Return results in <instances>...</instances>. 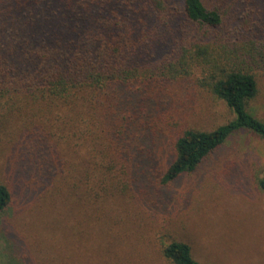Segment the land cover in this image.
Masks as SVG:
<instances>
[{
  "label": "trees",
  "instance_id": "1",
  "mask_svg": "<svg viewBox=\"0 0 264 264\" xmlns=\"http://www.w3.org/2000/svg\"><path fill=\"white\" fill-rule=\"evenodd\" d=\"M259 3L231 0L226 12L221 0H0L4 166L108 222L137 203L127 197L141 173L138 142L156 121L159 89L178 79L211 91L233 116L179 130L156 173L158 191L196 172L241 130L264 140V119L251 105L264 69ZM257 181L264 189V178ZM12 203V188L0 181V214ZM149 217L139 212L151 238L145 247L159 242L171 264H204L187 241L155 239Z\"/></svg>",
  "mask_w": 264,
  "mask_h": 264
},
{
  "label": "rangeland",
  "instance_id": "2",
  "mask_svg": "<svg viewBox=\"0 0 264 264\" xmlns=\"http://www.w3.org/2000/svg\"><path fill=\"white\" fill-rule=\"evenodd\" d=\"M221 1L224 11H234L231 0ZM255 8L264 17V4ZM260 82L251 105L264 119V69ZM159 90L156 121L135 153L141 173L127 198L137 203L130 211L118 207L108 222H98L103 214L97 209H90V220L63 195L36 188L32 179L31 185L6 169L2 156L0 181L12 188L13 203L0 214V264H171L156 240L145 247L151 238L139 219L142 210L150 215L146 228L154 226L155 239L187 241L204 264H264V189L257 181L264 178V140L241 130L196 172L158 191L156 173H163L176 133L187 126L212 128L233 116L222 100L191 80H173ZM140 183L150 190L145 199L138 197Z\"/></svg>",
  "mask_w": 264,
  "mask_h": 264
}]
</instances>
